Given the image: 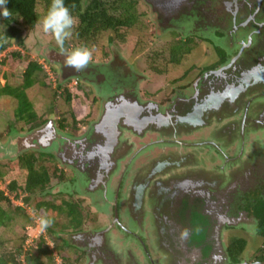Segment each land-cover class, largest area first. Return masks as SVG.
<instances>
[{
	"label": "flooded vegetation",
	"instance_id": "flooded-vegetation-1",
	"mask_svg": "<svg viewBox=\"0 0 264 264\" xmlns=\"http://www.w3.org/2000/svg\"><path fill=\"white\" fill-rule=\"evenodd\" d=\"M139 1L148 9V17L153 21L151 26L157 27L160 38L163 39L169 30H183L187 35L184 42L193 37L192 47L206 44L214 49L217 58L206 68L198 69L201 71L199 76L186 75L168 82L170 88L173 86L169 107L144 102L143 106L149 108L143 114L138 113L136 105L123 106L114 102L112 96L105 103L104 111H98V116L101 119L107 109L111 112L116 110L121 117L115 127L111 124L104 130H98L99 119L87 125L92 127L85 135L71 138L73 132L66 137L57 135L53 119L40 126L51 125L55 129V132L38 138L48 145L47 148L57 139L64 140L56 148L57 154L56 150L52 153L40 150L57 163L59 176L60 171L65 176L63 180L56 179L52 187H60L64 200L77 202L80 208L88 211L84 226L75 231L61 230L55 235L66 258L54 252V264L263 263L257 260L259 248L249 256L243 254L233 260L229 247L234 239H247L252 228L257 234L255 237L259 236L260 221L255 211L264 203V165L261 168L257 163L247 161L259 147V140L249 138V134L264 130V0H150L153 5L145 0ZM49 46L60 53L55 46ZM49 51L53 55V51ZM191 55L190 51L188 57ZM94 60L97 59L93 57L91 62ZM223 60L224 63L220 62ZM230 64L231 67L225 69ZM51 65L57 69V82L66 88L81 86L85 90L84 84L90 86L88 79L92 82L99 78H92L86 69L76 71L68 68L64 61L51 62ZM74 79L77 84L71 86L69 81ZM163 89L164 93L168 91L166 86ZM222 92L225 94L221 95ZM128 97L137 100L135 94ZM260 98L261 102L258 101ZM97 107L99 109V105ZM159 115L169 117V121L166 119L164 124L157 125L161 121L157 118ZM182 115L196 117L191 124L186 121L179 123L177 118ZM144 117H153L154 121H144L142 125ZM136 118L142 124L137 123ZM214 119H217L216 125L212 124ZM221 122L226 126L220 128ZM208 128L218 133L215 140H210L211 136L203 132ZM130 132L134 135L131 136ZM113 133L117 136L114 144ZM127 134L129 137L125 139ZM220 136L222 140L216 141ZM248 142L250 149H247ZM17 144L19 148L30 149L33 140L21 143L17 140ZM210 144L219 156L212 160L216 175H212L213 171L204 165L209 161L204 158L208 157V149L212 150ZM149 146L153 152L151 159L157 158L154 163L139 158L142 150ZM190 148L197 153L190 152ZM185 161L192 164L196 161L198 170L192 174L193 169L190 168L189 173L183 174L186 164L183 166L181 163ZM61 162L67 167L59 165ZM115 170L118 174L115 176L114 173L113 177ZM207 171L209 178L205 175ZM77 172L88 179L87 188H77ZM110 183H113L111 199L108 198L107 186ZM98 188H102V198L107 200L113 211L110 223L103 228L86 193ZM51 192L53 195V190ZM124 206L129 210L130 218L138 224L136 231L121 221L120 212ZM87 220H90L89 224ZM116 228L138 242L133 241L134 248L128 241L124 245V238L110 236L117 232ZM185 232L187 235H183ZM48 245L55 248L51 241ZM42 260L43 264H53L48 258ZM25 262L35 264L26 258Z\"/></svg>",
	"mask_w": 264,
	"mask_h": 264
},
{
	"label": "trees",
	"instance_id": "trees-1",
	"mask_svg": "<svg viewBox=\"0 0 264 264\" xmlns=\"http://www.w3.org/2000/svg\"><path fill=\"white\" fill-rule=\"evenodd\" d=\"M65 3L76 18L73 34L65 41L66 48L87 46L92 50L93 57H99V60L102 61L104 58H110L111 44L127 46L133 42L136 45L134 54L143 55L142 57L148 64H146V68H149L152 75L157 76L167 75L172 68L181 66L184 59L187 58L185 55L190 54V46L193 45L191 40L184 42L175 38L171 40L160 39L157 48L149 51V54L147 39L139 38L138 41L137 38L134 39L137 24L148 15V9L144 6L141 8L143 4L139 0H65ZM50 4L51 0H8L7 7L11 11V16L8 18L1 16L0 51H6L13 45L27 50L26 34L39 27L37 21L46 14ZM49 35L52 38L51 45L59 50L54 37ZM147 37L155 38L153 33ZM99 43H103V52L98 49ZM30 58L29 52L24 55L23 52L16 50L11 51L0 63L5 65L8 60H11L14 64L19 63L24 67L21 81L12 82L11 74L7 76L6 84L0 86V95L8 96L15 101L16 108L13 112L15 121L25 122L28 131H35L48 120L38 116L34 111L28 90L36 84H41L46 88H51V85L42 80L46 76L44 66ZM224 60L220 62L224 63ZM54 70L57 71V69ZM12 77L17 78L15 74ZM58 87L63 88L65 100L69 103H75L78 100V95H80L78 89H83L80 86L75 93L70 92L71 90L69 91L62 84ZM54 94L56 95V93ZM77 119L73 112L69 119L63 117L62 123L60 122V129L66 132L64 130L65 121L73 130L79 129L80 122ZM11 129L12 127L8 128L10 134ZM72 131L68 132L71 133ZM5 139L6 135L0 132V142ZM40 157H43L42 161H40ZM50 157L46 154L38 155L36 152H24L15 159L0 160V183L5 185V190L0 188V264H23L19 262L22 255L35 264H43V258H48L54 264L56 258L54 252L65 259V251L58 245L55 235L61 230L75 231L85 225V214L88 215V211L80 208L77 202L63 199L61 204H56L53 199H48L51 198L49 195L37 196V193H43L48 187H52L56 179L63 180L65 178L62 171H60L61 176H59L57 163L53 159H48ZM13 195H15L14 199H12ZM16 199L21 200L27 206L32 203L36 216L46 215L50 217L47 213L51 209L57 211L63 219L68 221L59 224L54 217H50L53 223L46 229V233L55 243L54 249L49 247L46 236L42 234L37 239L36 244L29 249L26 248L28 236L26 230L29 225L34 224V219L28 215L23 205L15 206L14 200ZM255 212L260 221L258 235L262 240L257 260L264 261V203L257 207ZM19 216L24 218L22 235L9 240L5 239L3 234L12 226L18 225ZM248 245L249 241L245 238L232 240L229 252L233 260L242 256Z\"/></svg>",
	"mask_w": 264,
	"mask_h": 264
},
{
	"label": "rangeland",
	"instance_id": "rangeland-1",
	"mask_svg": "<svg viewBox=\"0 0 264 264\" xmlns=\"http://www.w3.org/2000/svg\"><path fill=\"white\" fill-rule=\"evenodd\" d=\"M141 8H144L143 5ZM155 17V14H153ZM152 16V18H154ZM153 21L146 16V18H143L136 27V37L137 41L139 38H146L147 43H148V53L157 48V45L159 44L160 39V32L158 33V29L156 26H151ZM0 23H1V16H0ZM154 34L155 38L152 39V37H147L150 36L152 33ZM140 32V33H139ZM142 32V33H141ZM149 32V33H148ZM166 35L164 36L163 40H168L170 38H177V40H186V36L184 34L183 30H169L165 32ZM183 33V34H182ZM27 37H26V46L27 50H23L22 48L18 47L17 45H13L9 47L6 51H0V63L10 54L11 51H20L23 52L24 55H26L29 52V56L31 57L30 59L38 61L40 64L44 66L46 76L42 78V80L45 83H48L51 85V88H46L41 84H36L32 89L28 90V95L29 99L31 100L33 104V109L34 111L38 114V116H42L47 118V122L45 124H48L49 121L51 122L52 119L56 122V128H57V135L59 136H71L70 132L67 131H72L73 129L71 126L66 123L65 133L63 130L60 129V122L62 123L63 117L68 118L71 117L72 112L76 114L77 120L80 122V128L75 131V129L72 131L71 138H78L80 134L81 136L85 135L87 130H89L92 126L87 127V125L93 121L94 123L98 122L100 119V115L98 116L99 112L102 113L104 111V106L105 103L110 99L112 96H117V95H124L126 93H131L135 94L137 96V101L140 104H143L144 102H155L157 104H160L161 106L164 105V107H169L171 102L169 101V98L171 97V91L169 86V81L172 80H178L179 78L183 76H188L189 77H194V75L199 76L200 74V68H206L212 61H215L217 58V54L214 53V49L208 48V46L205 44L202 47L198 48H191V57H188V55H185L187 57L184 59L182 66L177 67V68H172L171 71L164 76H157L155 74H151L149 71V68L147 69V63L145 62V59L142 56H137L134 54V47L136 45L131 42L127 46L123 45H117V44H111V59L109 61L104 58L102 61L99 60V57L95 58L97 60H94V64H105L108 63V65H102L99 67H92L88 65L86 70H88L89 74L94 78V76H99L97 78V81H88L91 83H87L90 86L84 84V89H78V100H76L75 103L67 102L64 97V90L63 88H57L58 86V78L56 76V72L54 68L51 66V61L52 59L56 60L54 56L50 53L49 51V44L52 42V38L49 34H46L42 31V27H37L34 31L27 32ZM141 36V37H139ZM105 37V36H104ZM106 38V37H105ZM133 39V40H134ZM189 39V38H188ZM193 37H191V42L193 41ZM106 40V39H105ZM98 49L99 51L103 52V43L98 44ZM193 49V50H192ZM52 50V49H51ZM46 51H48L46 53ZM117 52L120 54L117 56V59L119 60L118 62L113 61L114 63L111 64L110 62L114 59L113 53ZM150 51V52H149ZM46 53V54H45ZM145 56V54H144ZM93 63V62H91ZM115 64V66H114ZM147 64V65H146ZM23 66L22 64L16 63L14 64L11 60H8L5 65L0 64V86H3L6 84V79L7 76L11 74V80L12 82H18L22 80V73H23ZM196 69V71H192V69ZM189 73V74H188ZM16 75L17 78H13L12 75ZM77 82L76 79L69 81L71 86H75V82ZM170 81V82H172ZM68 84V83H67ZM179 84V83H178ZM93 85V88H91ZM177 85V84H176ZM65 86V85H63ZM166 86L164 93V87ZM88 88V89H87ZM67 89V88H66ZM70 92H75L77 89H71L68 88ZM92 89V91L90 90ZM90 91V94L88 93ZM264 93V91H262ZM56 93V95L54 94ZM165 94V96H164ZM140 95V96H139ZM168 98V99H167ZM97 99V101H96ZM172 101V100H171ZM258 101H262V98H260ZM167 102V103H166ZM170 102V103H169ZM165 103V104H164ZM99 105V109L97 107ZM16 108V103L15 101L5 95H0V132L6 135V139L3 142H0V160L2 161H8V159H15L14 157V150L11 148V142L18 136H23L26 134H31L34 132L33 131H28V126L25 124V122H16L13 112L15 111ZM99 111V112H98ZM98 116V117H97ZM213 125L217 124V119H214L212 122ZM226 123L221 122L219 126L222 128V126H226ZM42 126V125H41ZM12 127L11 129V134L8 132V128ZM59 127V129H58ZM85 130V131H83ZM84 132V133H83ZM203 132L211 137H209L210 140H215V137L218 135L215 129L208 128L204 129ZM144 133V132H143ZM79 135V136H78ZM131 135V132H130ZM134 135V134H132ZM131 135V136H132ZM236 136V135H235ZM129 137V134L126 135L125 139ZM249 138H253L255 141L258 139L259 142L256 148V150L250 155L247 161L250 163H257L261 168L264 165V130L260 129L257 130L254 134L251 133L248 136ZM172 138V137H171ZM221 141L222 136L220 138H216V141ZM215 141V142H216ZM212 142V141H211ZM214 142V141H213ZM64 143V140L62 139H57L55 140L50 147L44 149L47 151V153H52L56 150V148L59 147V144ZM219 144V143H218ZM248 148L250 149V144L249 142ZM208 147V145H207ZM152 146L146 147L144 150L139 155V158L142 160L148 159L150 160V163H154L155 159L157 158H152V151H150ZM199 148V147H197ZM210 148L212 150H209L208 148H205L208 154V157L204 158L205 161V167L209 169V171H213L212 175H216L214 171L215 164L212 160L215 159V157H219L216 154L215 147L210 144ZM240 148V147H239ZM156 149V148H155ZM190 152L192 150L194 153H197L196 150L193 148H190ZM225 150V149H224ZM39 152V153H38ZM42 152V151H41ZM40 151H36L38 155L44 154L41 153ZM219 153V151L217 150ZM55 154H57V150L55 151ZM220 154V153H219ZM43 160V157H40V161ZM177 159V161H179ZM222 161L225 159H221ZM196 162V161H195ZM190 162V161H185L181 163L183 166L189 165L190 167L185 169H181L182 171L188 170L189 168H192L193 171L191 172L192 174L195 173V170H198V167L196 166V163ZM240 163V162H239ZM59 165L64 166L66 168V164L63 165L62 162L59 163ZM66 166V167H65ZM62 168V167H61ZM64 170V169H62ZM209 171H207L205 174L207 178H209ZM240 171V170H239ZM176 172V171H172ZM113 177L117 176L118 171H113ZM115 173V176H114ZM187 173V172H186ZM212 173V172H211ZM77 177L76 180H79V183L77 185V188H87V181L88 179L83 175L77 172L75 174ZM214 177V176H212ZM111 178V176H110ZM69 185V184H68ZM108 186V198L111 199L112 195V188H113V183H110ZM0 188L2 190H5V185L0 183ZM60 189V187H59ZM58 188L56 187H48L43 193H37L38 197L41 196H51V198L48 199H53L56 204H61V200L65 198V195H62L61 192L59 191ZM51 190H53V195ZM102 188H98L97 190L94 191H87L86 193L87 198L90 199V202L92 204V209L94 211L95 217L99 218V223L103 227L108 225L113 217V211L107 200L105 198H102V193L100 192ZM81 191V190H79ZM15 195L12 196V199H14ZM15 206L17 205H23L27 212L28 215L34 219V224L29 225L27 227L26 232L28 233L27 236V242H26V248L29 249L31 246L36 244L38 237L42 234L45 235L47 238V241H51V244H53V241L48 237L47 231H40L38 225L36 224L35 218L36 216V211L33 209V204H27L25 205L21 200H14ZM121 216V221L128 226L129 229L132 231H136L138 228V224L133 221L130 216H129V210H127L126 206H124L120 212ZM47 215L50 217H54L56 222L59 224L64 223V219L58 214L57 211L54 210H49ZM24 218L22 216H19L18 220V225L17 226H12L10 230H8L6 233L3 234V237L7 240L13 237H20L22 235V224H24ZM90 220H87V224H89ZM197 224L199 225L200 223L198 222L199 220L197 219ZM98 223V225H99ZM28 225V224H27ZM97 225V226H98ZM144 225V224H143ZM249 226V225H248ZM147 227V226H146ZM201 228V227H200ZM116 233L112 232L110 236L113 238V235L116 237L124 238L123 244L128 241L132 244V247L134 248V245L138 243L132 236L129 238V236L126 235L121 229L116 228ZM243 231H245L243 229ZM248 232L252 233L251 235H247V239L249 241L248 248L244 254H247L246 256H249L254 253L256 248H261L262 246V240L259 236L255 237V229H251ZM142 235V234H141ZM257 235V234H256ZM151 240L154 242L155 238L152 235ZM134 241V242H133ZM123 248V247H122ZM125 249V247H124ZM123 249V250H124ZM123 254V252H122ZM124 255H127V252L124 253ZM163 261V259L161 260ZM20 263H27L25 262V256L22 255L20 257Z\"/></svg>",
	"mask_w": 264,
	"mask_h": 264
},
{
	"label": "clouds",
	"instance_id": "clouds-1",
	"mask_svg": "<svg viewBox=\"0 0 264 264\" xmlns=\"http://www.w3.org/2000/svg\"><path fill=\"white\" fill-rule=\"evenodd\" d=\"M7 4L8 0H0V16L3 18L11 16V11ZM37 24L42 27L44 33L51 34L54 37L60 53L65 56L64 64L66 67L76 71H81L88 67L93 60L91 49L87 46L65 47V41L72 36L73 29L76 26V18L66 5L65 0H51L46 14L37 21ZM35 221L42 232L53 223V220L46 215L37 216ZM183 235H187V233L185 232Z\"/></svg>",
	"mask_w": 264,
	"mask_h": 264
},
{
	"label": "water",
	"instance_id": "water-1",
	"mask_svg": "<svg viewBox=\"0 0 264 264\" xmlns=\"http://www.w3.org/2000/svg\"><path fill=\"white\" fill-rule=\"evenodd\" d=\"M145 1H148L151 5H153V3H152V1H150V0H145ZM49 49H52V51H53V56H54V58H56V60L58 59V60H61V61H58V62H56V60H51V62H54V63H61L62 61H64L65 60V56L63 55V54H61V53H59V52H56L55 51V49H53V48H51V47H49ZM113 55H114V59L110 62L111 64H113L114 62L113 61H116V62H118L119 60L117 59V56H119L120 54H118L117 52H115L114 51V53H113ZM238 58V57H237ZM236 59H234V61H235ZM89 65H91V66H93V67H99V66H102V65H108V63H105V64H94V63H92V64H89ZM231 65L232 64H230L228 67H226L225 69H228V68H230L231 67ZM114 66H115V64H114ZM219 72V71H218ZM218 72H216V73H218ZM222 72V71H221ZM256 76H254V78H255ZM251 79H253V78H251ZM252 81V80H251ZM264 81V80H263ZM253 82V81H252ZM224 95L225 94V92H222L221 93V95ZM128 96H131V94L130 93H126V94H124V95H117V96H114L113 97V100H114V102H120L121 104H123V106L124 105H136L137 107H138V113H140V112H142L143 114H144V112L149 108V107H145V106H143V104H140L137 100H134L133 98V100H131L130 99V97H128ZM113 102V101H112ZM113 102V103H114ZM119 103H117V104H114L113 105V107L114 106H116V105H118ZM120 104V105H121ZM110 106V105H109ZM109 106H108V108H109ZM144 111V112H143ZM141 113V114H142ZM140 114V115H141ZM120 113L119 112H117L116 110H113V112H111V111H109L108 109L106 110V112H104L103 113V115H102V117H101V119H100V121L98 122V124H97V128H98V130L99 129H102V130H104L105 128H107V127H109V125H111V124H113V126L115 127L116 125H117V123H118V121H119V119H120ZM124 117V116H123ZM189 116L187 115V116H178V121H179V123H182V122H185L186 121V123H192V121L195 119L194 117H196V115H193L192 116V118H188ZM157 118H159L161 121H158V123H157V125H162V124H164V122L166 121V119H167V121H169V117H165V116H162V115H159ZM137 119V123H139V124H142V122H143V124L142 125H144V121H146V122H148V121H154V118L153 117H144V118H142L141 120H142V122H141V120H139L138 118H136ZM114 122V123H113ZM175 125V124H174ZM48 127H49V129H48ZM138 129H142V128H139L138 126H136ZM113 129H115V128H113ZM51 131H53V132H55V129L51 126V125H45V126H43V127H41V128H38L37 130H35L33 133H31V134H26V135H23V136H18L17 138H15L14 140H12V142H11V148L14 150V152H15V154H14V157H17V156H19V155H21L22 153H24L25 151H27V150H36V151H40V150H43V151H45L44 149H46L47 147L46 146H48L47 144H44V142H42V140L41 141H38V138H39V136H42L43 134H50L49 132H51ZM37 138V139H36ZM112 138H113V144L115 143V140L117 139V136H115V134L113 133V136H112ZM17 140H18V142L19 143H21V142H23V141H28V140H33V147L32 148H19V145L17 144ZM16 141V143L14 144V142ZM14 144V145H13ZM46 147V148H45ZM47 152V151H46ZM186 166H188V167H190L189 165H186ZM185 166V167H186ZM185 167L183 168V169H185ZM190 172V168L188 169V172L187 173H189ZM183 174H186V172L184 173V171H183ZM255 264H264V262L263 263H255Z\"/></svg>",
	"mask_w": 264,
	"mask_h": 264
},
{
	"label": "built area",
	"instance_id": "built-area-1",
	"mask_svg": "<svg viewBox=\"0 0 264 264\" xmlns=\"http://www.w3.org/2000/svg\"><path fill=\"white\" fill-rule=\"evenodd\" d=\"M75 84H77V83L75 82Z\"/></svg>",
	"mask_w": 264,
	"mask_h": 264
}]
</instances>
